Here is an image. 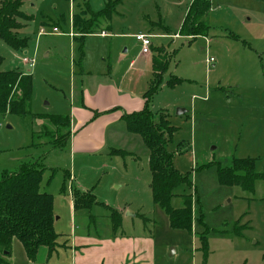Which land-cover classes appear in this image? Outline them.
<instances>
[{
    "label": "rangeland",
    "instance_id": "obj_1",
    "mask_svg": "<svg viewBox=\"0 0 264 264\" xmlns=\"http://www.w3.org/2000/svg\"><path fill=\"white\" fill-rule=\"evenodd\" d=\"M87 1L96 12L105 6V0L26 2L22 10L33 17L19 31L26 46L17 50L0 38V72L17 70L32 76V113L66 115L74 90L87 88L80 68L86 76L111 74L130 90L134 71L125 74L124 57L139 58L145 68V57L157 55L164 61L171 55L151 109L155 117L164 111L175 128L167 149L174 155V168L188 181L175 190L172 206L181 208V196H193V235L172 229L153 202L149 150L140 135L121 129L122 122L114 129L116 135H109V149L74 157L67 149L53 147L52 136L57 139L58 133L48 120L0 117V176L25 163L45 169L40 190L54 199V228L60 235L57 252L71 247L73 233L86 241L113 234L109 217L115 209L123 216L122 232L129 238L153 236L156 264H264V180L256 182L252 193L218 181L219 168H229L236 159H251L255 172L264 174V0H211L210 31L196 39L178 34L191 0H121L107 36L84 39L81 60L79 42L70 34L72 16ZM158 22L161 25H155ZM164 26L168 33L163 34ZM140 33H150L153 53L141 54L142 43L136 38L144 35ZM161 47L164 52H155ZM23 58L33 65L24 64ZM150 73L148 67L138 79L145 89L137 95L147 91ZM172 77L181 82L169 87L166 81ZM112 150L127 154L113 155ZM78 191L91 192L97 204L74 212ZM204 233L206 256L199 242ZM46 251L29 260L15 239L8 261L70 264L69 253L46 259Z\"/></svg>",
    "mask_w": 264,
    "mask_h": 264
},
{
    "label": "trees",
    "instance_id": "obj_2",
    "mask_svg": "<svg viewBox=\"0 0 264 264\" xmlns=\"http://www.w3.org/2000/svg\"><path fill=\"white\" fill-rule=\"evenodd\" d=\"M28 1L33 0H0V38L17 50L26 46V39L19 37V31L27 22L33 20L31 15L22 10ZM120 1L105 0L104 8L97 12L90 8L87 1L83 8L80 7L78 13L73 15L72 26L76 34L73 39L79 42L81 60L84 39L90 35L111 31L113 13ZM211 5V0H192L178 34L191 39L208 36L211 27L208 18ZM160 22L155 25H161ZM162 28L163 34L168 33L165 26ZM235 39L239 38L235 36ZM163 50V47L155 48L157 53H162L165 51ZM170 57L171 55L167 56L164 61L154 58L155 75L144 94V108L139 112L124 114L121 120L125 122L129 133L141 136L149 150L153 202L164 211L172 229L187 231L192 236L193 196L182 195L181 208L175 209L172 206V200L176 196L175 190L188 181L186 176L174 168V155L167 149L175 128L171 127L164 111L155 117L151 109L153 96L164 81ZM180 82L181 79L172 77L166 84L173 87ZM32 94L31 75L17 70L0 72V117L9 114L30 116L33 120H48L58 133L57 139L52 136L53 147L63 149L71 137L70 115L32 113L30 110ZM111 153L122 156L127 154L122 150H112ZM44 173L45 169L37 164L25 163L18 171H3L0 176V264H10L8 259L15 239L22 243L29 260H36L42 249H47L48 258L57 252L60 235L54 228V199L51 194L40 190ZM259 180H264V174L255 172L251 159H236L229 168H219L218 171V181L221 185L238 186L251 193L255 191V184ZM94 204L97 202L91 192L78 191L74 195L75 211L91 209ZM122 217L118 210L111 211L109 219L114 236L122 233ZM91 219L93 220V217ZM143 220L149 221L144 217ZM199 222L202 223L201 217ZM199 242L200 250L205 256L208 255V240L205 233L201 234Z\"/></svg>",
    "mask_w": 264,
    "mask_h": 264
},
{
    "label": "crops",
    "instance_id": "obj_3",
    "mask_svg": "<svg viewBox=\"0 0 264 264\" xmlns=\"http://www.w3.org/2000/svg\"><path fill=\"white\" fill-rule=\"evenodd\" d=\"M78 7L81 6L78 5ZM70 35L74 38L75 31ZM99 35L104 37L107 36V33L104 31ZM144 35L149 36L150 33ZM141 54H143L142 50ZM154 58H157V55L152 56L151 54L142 60L147 65L145 68L141 66V62H137L139 58L131 60L123 58V62L126 63L124 67L125 74L134 71L131 75L133 78L128 81L133 85L130 90H125L122 86L123 81L121 83L115 82L110 76L111 74H105L101 77H94L91 74L86 76L84 70L80 68L79 73L84 75L82 76V83L85 82L87 88L84 86L81 91L74 90L73 92V103L69 113L71 137L63 148L68 150L70 156L88 157L109 149V135L110 137L116 135L117 132L114 129L121 122L124 123V127H121V129L128 132L125 122L121 120L122 116L139 112L144 108L145 92L140 96L137 94L142 93L145 88H140L138 79L144 76L148 71V67H150L151 73L149 75L151 78L148 83L150 85L155 75ZM102 78L103 80H101ZM113 134L114 136H112ZM79 187L77 188L82 190ZM129 237L132 236L122 232L115 236L109 234L108 237L100 241L97 239L86 241L73 233L71 247L68 250L63 249L56 253L57 256H60V253H69L71 257L70 264H156L154 251L157 245L152 238L153 236L142 234L137 236L136 239ZM46 252L47 259L48 251ZM54 254L51 256H54ZM54 264H63V262L58 260Z\"/></svg>",
    "mask_w": 264,
    "mask_h": 264
},
{
    "label": "built area",
    "instance_id": "obj_4",
    "mask_svg": "<svg viewBox=\"0 0 264 264\" xmlns=\"http://www.w3.org/2000/svg\"><path fill=\"white\" fill-rule=\"evenodd\" d=\"M137 40L138 41H141L142 43V53L143 54H148L150 51H149V46L151 44L150 42V39H149V36H145V35H137ZM23 63L24 64H28L29 66H32L33 65V61L28 59V58H23Z\"/></svg>",
    "mask_w": 264,
    "mask_h": 264
}]
</instances>
